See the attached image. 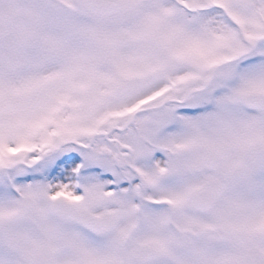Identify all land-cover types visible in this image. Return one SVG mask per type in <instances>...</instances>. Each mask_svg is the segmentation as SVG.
<instances>
[{
    "label": "snow or ice",
    "instance_id": "1",
    "mask_svg": "<svg viewBox=\"0 0 264 264\" xmlns=\"http://www.w3.org/2000/svg\"><path fill=\"white\" fill-rule=\"evenodd\" d=\"M0 264H264V0H0Z\"/></svg>",
    "mask_w": 264,
    "mask_h": 264
}]
</instances>
